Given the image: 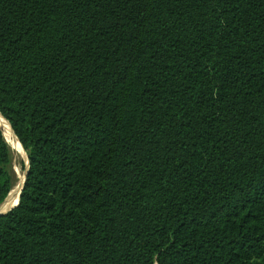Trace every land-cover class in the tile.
<instances>
[{"label": "trees", "instance_id": "trees-1", "mask_svg": "<svg viewBox=\"0 0 264 264\" xmlns=\"http://www.w3.org/2000/svg\"><path fill=\"white\" fill-rule=\"evenodd\" d=\"M0 115V264H264V0H0Z\"/></svg>", "mask_w": 264, "mask_h": 264}, {"label": "rangeland", "instance_id": "rangeland-1", "mask_svg": "<svg viewBox=\"0 0 264 264\" xmlns=\"http://www.w3.org/2000/svg\"><path fill=\"white\" fill-rule=\"evenodd\" d=\"M0 118L3 120V117L0 115ZM3 134V138L9 148L10 151V169L11 171L15 174V179H16V184L14 186V192L12 194L11 198H15L16 196V188L20 184L21 179L23 177L24 170L21 169V164L24 163L26 165V155L23 149L21 147H16L12 144V141L10 139H7L6 136L4 135V131L2 127L0 126ZM16 201V198H15ZM13 202V204L15 203Z\"/></svg>", "mask_w": 264, "mask_h": 264}, {"label": "water", "instance_id": "water-1", "mask_svg": "<svg viewBox=\"0 0 264 264\" xmlns=\"http://www.w3.org/2000/svg\"><path fill=\"white\" fill-rule=\"evenodd\" d=\"M27 170H28V167L26 165L24 173H23V177L21 179V182L17 186V188L15 189L16 190V196H17L16 204H14V205L12 204L13 200L15 199V198H11L12 194L14 192V187H13L11 189V191L8 193L7 197L4 199V201L0 204V216L5 215L7 212L11 211L13 208H15L18 205L19 198H20V193L22 191V188H23L26 176H27Z\"/></svg>", "mask_w": 264, "mask_h": 264}, {"label": "bare ground", "instance_id": "bare-ground-1", "mask_svg": "<svg viewBox=\"0 0 264 264\" xmlns=\"http://www.w3.org/2000/svg\"><path fill=\"white\" fill-rule=\"evenodd\" d=\"M0 126L2 127L3 131H4V135L6 136L7 139H10L12 141V144L16 147H19L20 144H18L19 142L16 140V137H14V134H12V131L10 129V127L8 126L7 122L3 119L0 118ZM21 147V146H20ZM22 149V147H21ZM16 198V201L15 199L13 200V202L15 201L14 204H16L17 202V197ZM13 204V203H12ZM13 204V205H14Z\"/></svg>", "mask_w": 264, "mask_h": 264}]
</instances>
